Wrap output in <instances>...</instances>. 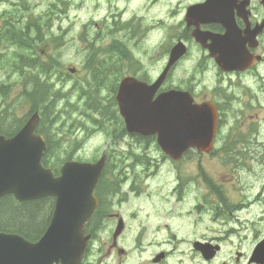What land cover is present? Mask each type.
I'll return each mask as SVG.
<instances>
[{"label": "rangeland", "instance_id": "rangeland-1", "mask_svg": "<svg viewBox=\"0 0 264 264\" xmlns=\"http://www.w3.org/2000/svg\"><path fill=\"white\" fill-rule=\"evenodd\" d=\"M200 1L0 0V22H9L22 31L26 36L24 44H29V47L8 43L3 46L0 120L14 124L19 118H27L28 109L33 106L32 102L28 103L27 95L32 84L28 69L20 65V60L21 57L30 60L43 52L46 58L41 61L52 66L46 76L47 84L52 86L51 92L60 94L50 105L53 112L41 126V131L52 135L54 141L62 136L49 155L50 163L57 166L69 157L95 162L105 154L108 161L98 189L103 207L108 209L112 205V210L121 211L130 228L146 223L147 240L151 244L146 260L160 249H172L171 264H199L189 246L194 238L220 239L227 231L225 250L247 254L260 238L254 234L264 232V160L262 166L243 167L237 141L239 130L230 129L232 119L227 117L223 121L217 137V148L222 143L229 146L226 156L222 157L226 166L213 162L210 157L202 160V164L214 170L217 186L222 180L227 182L226 196L232 205L220 210V214L230 216L224 223L223 217L212 221L210 214L200 215L195 210L194 192L174 204L171 193L177 183L176 171L193 177L194 157L188 155L176 165L164 162L153 141L141 142L126 134L115 109L114 96L120 80L132 76L152 82L164 68L169 45L182 32L185 7ZM188 49L163 88L189 91L199 102L227 82L217 77L219 72L213 61L192 40ZM47 56L52 59L49 61ZM69 68L78 71L74 78L68 76ZM215 92L214 96L218 97L217 89ZM72 118L75 123L70 125ZM137 156L148 158V163L141 164ZM229 169L237 172V176L229 177ZM145 171L146 181L141 182ZM125 175L128 179L124 181ZM133 180L140 184L134 188L139 189L141 204L137 203L134 189L129 188ZM220 191L215 189V193L225 198ZM254 198L259 204L248 206L247 212H239L242 208L233 209V203ZM110 227L108 223L102 226Z\"/></svg>", "mask_w": 264, "mask_h": 264}, {"label": "water", "instance_id": "water-1", "mask_svg": "<svg viewBox=\"0 0 264 264\" xmlns=\"http://www.w3.org/2000/svg\"><path fill=\"white\" fill-rule=\"evenodd\" d=\"M211 4L209 0L192 6L186 18L188 25L195 16L207 22ZM184 53L182 44L175 45L164 73L154 84L124 78L116 95L126 131L155 135L159 148L173 160H179L189 148L208 152L216 130V110L211 103L193 104L190 95L183 92L163 93L153 99L168 69ZM210 55L222 70H227L222 64L224 39L213 43ZM37 122V115H33L13 138L0 136V198L12 195L18 202H25L53 196L54 212L36 243L0 233V264H68L70 256L78 262L85 246L83 226L93 208L90 194L104 159L94 165L67 163L62 177L54 179L40 164L45 143L32 134ZM71 173L77 181L68 178Z\"/></svg>", "mask_w": 264, "mask_h": 264}, {"label": "flooded vegetation", "instance_id": "flooded-vegetation-1", "mask_svg": "<svg viewBox=\"0 0 264 264\" xmlns=\"http://www.w3.org/2000/svg\"><path fill=\"white\" fill-rule=\"evenodd\" d=\"M223 13L220 18L224 25L211 23L201 25L199 29L215 35H224L227 42L225 57L234 56L243 63L238 65L241 67L240 70L227 73L219 72L217 77L225 80L227 84L224 86L220 98L214 96L218 89L215 88L208 99L214 103L218 110L219 132L221 122L227 117L233 121L230 129L238 128L237 141L241 149L240 163L243 167L247 168L251 164L262 166L264 160V155L261 154L264 152V134H262L264 131V0H226ZM184 24L182 23V32L177 36L176 41L182 40L188 50L190 40L193 41L192 27L187 28ZM174 43L169 46L171 47ZM202 51L206 53L205 50ZM170 89L178 88L167 87L163 91ZM239 106L240 109H237ZM234 135L236 136L235 132ZM217 137L216 134L212 148L207 154L188 150L182 159L176 162L181 163L186 156H193L196 163L195 175L193 177L182 176L180 170H177V183L172 189L171 195L175 199L174 204H177L187 193L194 192L195 210L200 215L210 214L212 221L223 217L225 223L226 218L230 216L220 214V210L229 209L232 204L227 196L222 199L215 193V189L220 188L226 194L227 182L222 180L220 186H217V182L214 181V170L208 169L205 164H202L203 158L210 157L213 162L226 166V161L223 158L226 156L229 146L222 143L217 148ZM233 169L237 168L234 166ZM233 169L228 170L229 177L237 176V172H234ZM123 179L127 180V175ZM137 185L140 186L139 182L133 180L129 188L134 189ZM97 197L101 203V198ZM255 198L251 201L245 199L240 204L235 202L233 209L242 208L239 211L242 212L250 205L259 204ZM136 199L137 203L141 204L139 195ZM105 216H109L110 219L105 220ZM107 223L111 227L109 229L102 228ZM208 231L213 233L212 228H209ZM226 235L227 231L220 239L213 236L192 239L189 246L193 259H196L199 264H215L217 259H220L217 264H264L253 263L250 260L257 243L264 238V232L260 234V231H257L254 234L260 238L256 239L257 242L248 250L247 254L237 250L233 254L230 250L226 251L224 248L227 244ZM85 236L88 239L80 264H171L169 257L172 249H160L146 260V251L151 246L150 241L147 240L146 223H139L135 228H130L128 219L121 211L111 213H103L102 210L96 211L86 225ZM173 237L176 238V235L173 234ZM260 248L264 249V246H260Z\"/></svg>", "mask_w": 264, "mask_h": 264}, {"label": "trees", "instance_id": "trees-1", "mask_svg": "<svg viewBox=\"0 0 264 264\" xmlns=\"http://www.w3.org/2000/svg\"><path fill=\"white\" fill-rule=\"evenodd\" d=\"M47 165L45 159L42 160ZM46 200L15 202L12 197L0 200L3 210L0 211V232L19 234L27 240H36L45 230L48 223L50 207ZM50 214V213H49Z\"/></svg>", "mask_w": 264, "mask_h": 264}, {"label": "bare ground", "instance_id": "bare-ground-1", "mask_svg": "<svg viewBox=\"0 0 264 264\" xmlns=\"http://www.w3.org/2000/svg\"><path fill=\"white\" fill-rule=\"evenodd\" d=\"M257 221V220H256Z\"/></svg>", "mask_w": 264, "mask_h": 264}]
</instances>
